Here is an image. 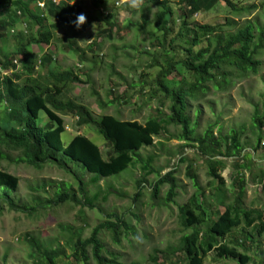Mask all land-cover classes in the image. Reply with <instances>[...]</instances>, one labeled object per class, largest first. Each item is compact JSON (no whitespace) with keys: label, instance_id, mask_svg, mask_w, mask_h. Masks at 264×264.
Returning <instances> with one entry per match:
<instances>
[{"label":"trees","instance_id":"obj_1","mask_svg":"<svg viewBox=\"0 0 264 264\" xmlns=\"http://www.w3.org/2000/svg\"><path fill=\"white\" fill-rule=\"evenodd\" d=\"M105 1L94 0V4L102 6ZM220 1L180 0L175 6L180 21L178 33L169 42L167 38L176 22L169 0H144L143 22H128L123 29L113 15L105 13L103 23L106 28L101 32L104 38L110 41L114 34L135 29L141 42L151 41L150 46L159 56L158 61L154 55L150 57L146 66L147 71L156 69V75L149 84L148 98H162L168 102L167 112L158 110L156 117L139 124L121 121L111 115L92 119L84 107L67 98L73 86L80 82V76L72 69L55 68L53 55L41 50L43 46L49 48L52 45L64 25H73L79 14L77 0H0V44L6 45L10 34L14 42L9 52L6 47L0 49V161H12L10 153L15 152L17 156L13 161L16 163L34 169L48 165L71 178V182L36 186L32 188L35 194L23 200L17 194L18 178L0 171V216L4 210L36 216L62 205L94 210L100 194L89 190L96 189L100 180L116 178L137 165H140L142 176L135 183L133 201L136 203L140 198L146 178L154 175L155 180L149 187L151 200L155 202L166 186L165 204L172 202L177 189L175 171L161 175L152 168L156 157L144 160L140 151L152 147L154 138L169 134V129H173L172 138L183 143L179 148L194 149L205 162L207 177L216 185L213 189L215 194H211L209 199L222 206L224 211L210 212L212 205L206 203L193 165L187 163L186 157H181L178 162L186 163L185 176L195 190L184 205L177 207L180 226L189 233L183 234L177 247L163 251L154 249L149 255V263L174 264L170 257L178 252L185 264H203L209 253H213L217 260L249 264L250 257L241 249H245L246 242L250 241L248 231L264 240V215L260 210L242 207L245 188L242 172L248 168L242 163L246 147L242 142L244 128L223 133V127L215 122L208 124L199 135L197 120L200 110H195L192 117V108L193 104H199L212 93L225 92L236 78L259 75V56L264 54V27L257 21L237 26L229 19H225L222 25L190 23L195 15L210 11ZM222 1L235 15L255 8L237 9L230 1ZM39 2L46 3L43 10L37 6ZM152 8L156 9L152 19L154 27L153 31H147L146 15ZM21 23H26V29L12 34ZM32 27H35V32L30 31ZM178 39L182 47H176ZM33 47H37L38 53ZM144 54L150 56L148 52ZM145 84L146 81L139 82L141 92ZM117 100L120 98L110 99L104 107L115 104ZM65 116L76 117L80 126H96V133L109 148L106 159L99 148L83 136H74L66 145L62 144ZM261 126L262 117L256 111L252 119V129L257 133L254 152L260 149L262 142ZM227 159L233 161L235 172L232 181L238 187L228 205L224 202L228 191L220 175ZM86 175L91 176L88 183L83 181ZM259 178H264V171ZM106 191L109 193L111 189ZM108 193L106 196L110 195ZM129 214L134 216L130 211ZM61 229L65 235L63 246L56 239L44 243L30 235L23 237L33 264H120L113 254L106 251L101 235L107 233L114 245H120L122 239L135 232L123 218L100 223L86 239L71 226ZM236 230L240 232L235 243L228 241ZM159 254L163 258L161 263ZM5 261L4 258L2 262Z\"/></svg>","mask_w":264,"mask_h":264},{"label":"rangeland","instance_id":"obj_2","mask_svg":"<svg viewBox=\"0 0 264 264\" xmlns=\"http://www.w3.org/2000/svg\"><path fill=\"white\" fill-rule=\"evenodd\" d=\"M48 1V0H47ZM174 8L180 0H169ZM237 9L251 8L250 11L235 15L232 9L224 1L207 12L195 15L190 23L222 25L225 19L234 21L237 26L247 22H258L264 27V0H228ZM79 14L84 13L87 22L77 30L73 25L66 24L56 34V40L49 48L41 47V50L53 55L54 67L60 70L72 69L80 76V82L73 86L67 98L75 105L84 107L92 119H97L102 115H111L121 121H135L143 124L147 119L157 116V111L166 113L168 102L162 98L149 100V84L156 75V69L147 71L146 66L149 58L154 55L155 60L159 56L154 53L150 46L151 41L145 44L141 42L139 32L132 29L125 33L114 34L109 41L101 34L105 30L103 17L105 13L113 15L120 27H125L128 22L141 24L143 22V6L138 9L121 8L114 6L116 0H106L105 5L96 6L94 0H77ZM76 2V3H77ZM74 5V4H72ZM116 5V4H115ZM156 9L152 8L147 14V31H153V15ZM175 26L167 42L178 33L180 21L178 12L174 15ZM97 26L91 29V25ZM26 23L16 27L12 34L26 29ZM35 32V27L31 28ZM89 39L86 43H78L77 40ZM176 47H182L177 41ZM14 45L11 34L6 45L0 44V49L6 47V51ZM91 47V49H89ZM38 53L37 47H33ZM78 52H75L76 50ZM148 52L150 56L144 54ZM261 61V71L257 76L246 78H236L233 83L223 93H212L204 98L199 104H193L192 117L194 111L199 109L200 115L197 120V133L200 135L208 124L218 122L223 127V133H229L237 128H244L245 136L242 142L246 144L243 151L242 160L247 170L242 172L245 184L242 207L250 210H260L264 215V178L261 180L260 173L264 171V54L259 56ZM142 74V77H140ZM145 74V76H143ZM146 81V87L140 91L139 82ZM119 99L115 104L108 107L104 105L112 98ZM162 103V106L160 105ZM257 111L262 117L260 127L262 142L257 152L253 151L256 145L257 133L252 129V119ZM65 133L61 136L63 145H66L74 136L80 135L89 139L96 145L103 158H107L108 146L104 140L96 133L94 124L78 125L77 118L73 116L63 117ZM169 134L154 138L153 146L140 151L141 157L146 160L155 156L156 160L152 168L159 171L161 175L175 171L174 177L177 181L176 197L172 202L165 204V195L168 188L161 189L158 199L154 202L150 197L149 187L154 182L155 176L146 178L144 190L135 203L133 197L136 194L135 183L142 176L140 165L130 168L125 173L116 178L103 179L98 182L96 189H90L91 193L98 191L100 194L94 210L80 208L74 205H62L51 210L40 213L36 216H26L21 213L4 210L0 216V263L1 264H33L29 249L23 241L25 235L36 237L44 243L56 239L62 246L65 243V235L62 228L73 227L82 233L83 239L88 238L91 230L105 221H116L123 218L133 229L134 235L127 239H122L120 245H114L107 233L101 235L106 251L113 254L120 264L139 263L150 264L149 255L154 249L163 251L168 247H177L184 231L180 226L177 207L184 205L195 193L191 182L185 176V164H179L181 157L187 158V163L193 165L199 185L204 190L206 203L210 212L222 213L224 208L214 204L209 198L215 194L216 187L214 181L207 177L205 162L197 155L194 149L179 147L182 142L172 138L173 129H169ZM182 153V155H180ZM12 161L1 160L0 171L15 176L19 180L18 196L23 200L35 194L32 188L43 183L50 182H71V178L54 167L45 165L41 169H34L14 162L16 153H10ZM224 169L220 171L223 178L227 194L225 204L228 205L237 193L238 187L233 184L234 169L233 161L227 159ZM90 175L83 178L84 183H88ZM107 188L111 192H107ZM110 194L109 196H106ZM42 195V192L39 193ZM103 197H107L103 200ZM129 211L134 214L132 216ZM81 214V215H80ZM239 230H236L227 239L235 243ZM246 248L241 249L244 254L250 257L249 264H264V240L256 237L252 231H248ZM264 237V236H263ZM53 243V242H52ZM53 248H55L53 246ZM66 253L69 252L66 250ZM159 263L163 260L159 254ZM5 258V263L3 259ZM171 262L174 264H185L183 256L176 253ZM203 264H236L230 260H217L213 253L205 258Z\"/></svg>","mask_w":264,"mask_h":264},{"label":"clouds","instance_id":"obj_3","mask_svg":"<svg viewBox=\"0 0 264 264\" xmlns=\"http://www.w3.org/2000/svg\"><path fill=\"white\" fill-rule=\"evenodd\" d=\"M144 4V0H116V7H127V8H131V9H138L141 8ZM87 22V17L84 13H80L77 15L76 19L73 21V24L75 26V28L77 30H79L81 28V26H83L85 23ZM97 25L95 23H93L91 25V29H93L94 27H96ZM89 39H85V40H77L78 43H86L88 42Z\"/></svg>","mask_w":264,"mask_h":264},{"label":"built area","instance_id":"obj_4","mask_svg":"<svg viewBox=\"0 0 264 264\" xmlns=\"http://www.w3.org/2000/svg\"><path fill=\"white\" fill-rule=\"evenodd\" d=\"M56 1H53V3H55ZM37 6L40 8V9H44L45 8V6H46V3H44V2H39L38 4H37ZM107 14V13H106ZM105 14V15H106ZM14 64H16V62H14Z\"/></svg>","mask_w":264,"mask_h":264}]
</instances>
